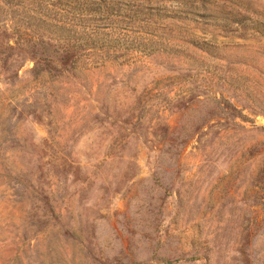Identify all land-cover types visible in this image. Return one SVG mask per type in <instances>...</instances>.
Instances as JSON below:
<instances>
[{
  "label": "rangeland",
  "instance_id": "374dc122",
  "mask_svg": "<svg viewBox=\"0 0 264 264\" xmlns=\"http://www.w3.org/2000/svg\"><path fill=\"white\" fill-rule=\"evenodd\" d=\"M0 264H264V0H0Z\"/></svg>",
  "mask_w": 264,
  "mask_h": 264
}]
</instances>
